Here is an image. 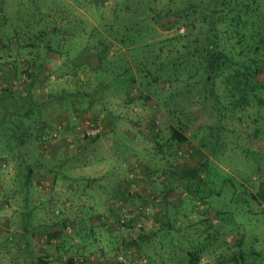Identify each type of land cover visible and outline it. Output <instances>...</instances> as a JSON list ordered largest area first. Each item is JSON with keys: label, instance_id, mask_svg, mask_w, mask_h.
Here are the masks:
<instances>
[{"label": "rangeland", "instance_id": "1", "mask_svg": "<svg viewBox=\"0 0 264 264\" xmlns=\"http://www.w3.org/2000/svg\"><path fill=\"white\" fill-rule=\"evenodd\" d=\"M3 236L0 264H264V0H0Z\"/></svg>", "mask_w": 264, "mask_h": 264}, {"label": "trees", "instance_id": "2", "mask_svg": "<svg viewBox=\"0 0 264 264\" xmlns=\"http://www.w3.org/2000/svg\"><path fill=\"white\" fill-rule=\"evenodd\" d=\"M217 4V3H216ZM227 16H229L228 14H227ZM204 18H207V16L206 15H204ZM210 28H212L213 29V33L211 32V35L209 36V41H208V43L206 44V47H205V56L206 57H204V59H203V64H204V68L206 69V71H207V73H208V75H210V74H212V71H213V69H212V64L213 63H217L218 61H222L223 60V57H220V56H218L217 55V53L216 52H214L215 51V49H219V40L220 39H227V40H230V45H229V51H233L234 49H233V46H231V37L232 36H234V34L233 35H228V32L229 31H227L228 30V28L226 29L225 27H223V26H221L219 23H218V21L217 20H214V15L213 14H211L210 15ZM229 25H232V23H228ZM236 24H237V22H236ZM193 27V25H191V28ZM106 30H107V28H106ZM105 31L104 30H102V29H100V35L98 36L99 38H97L96 39V41L94 42V45L98 48L96 51H97V53L99 54V62H100V64L102 63V61H103V59H106V53H107V47L109 48V47H111L112 45H114L113 43H112V41H108V39H107V37L105 36ZM49 36V34H47L46 35V37H48ZM46 43H47V45H48V43L50 44V41H46ZM45 46L46 48H49L48 46ZM175 45H176V47H178L179 49L180 48H183L184 49V47H182V44H180V41H178V42H175ZM163 49V48H162ZM4 50H6V47H4ZM164 52H168V51H164ZM229 54V53H228ZM225 56V55H224ZM229 58H230V60H236L235 61V63L236 64H242L243 66H244V69L245 70H247V71H249L248 72V74H246L245 76H244V83L245 84H247L248 82H253L254 81V77H253V72H256L257 71V68H256V62H255V60L254 59H246L245 61H239V59H237L236 57H235V54L234 55H229ZM31 62V61H30ZM36 62H37V59H33L32 60V64H36ZM174 63H175V61H173ZM221 63V62H220ZM101 66V65H100ZM253 70V72H252V70ZM251 70V71H250ZM206 80H208V77H207V75H205V77H204ZM4 93H6L5 91H4ZM4 96V95H3ZM10 114H16V111H14V109H12L11 111H10ZM8 125H7V127H8V130H10L11 132H13V130L12 129H10V126H13V125H11V121H8V123H7ZM39 134L40 133H38V131H37V133H36V135H38L39 136ZM171 135L173 136V137H175L176 139H178V140H181V141H184L185 140V136L182 134V133H180L176 128H174V127H172L171 128ZM17 138H19V137H17ZM20 139V138H19ZM262 152L261 151H257V155L259 156V158H261L260 156H262V154H261ZM261 161V160H260ZM257 170L260 172V167H258L257 168ZM263 180V179H262ZM28 190V189H27ZM26 190V191H27ZM26 204V203H25ZM29 212H30V209H29ZM61 221H66V219H60ZM62 228H63V226H64V223L62 222ZM56 234H58V231H54L53 233H52V235H56ZM54 237H57V236H54ZM27 244H29L28 242L25 244V245H27Z\"/></svg>", "mask_w": 264, "mask_h": 264}, {"label": "crops", "instance_id": "3", "mask_svg": "<svg viewBox=\"0 0 264 264\" xmlns=\"http://www.w3.org/2000/svg\"><path fill=\"white\" fill-rule=\"evenodd\" d=\"M30 215V213L27 211L26 213H24V217H25V219L28 221V216ZM26 226V225H25ZM27 233L25 232V230L24 229H22V230H19V234H18V236H19V238H21V240H23V239H26V243L27 242H30V240L27 238ZM21 236V237H20ZM7 237H9V236H7ZM0 239H8V238H6V236H3V237H0ZM14 239H15V237H14ZM21 245H23V242H22V244ZM26 246H28V244L26 245ZM20 248V247H19ZM6 264H8V263H6Z\"/></svg>", "mask_w": 264, "mask_h": 264}]
</instances>
